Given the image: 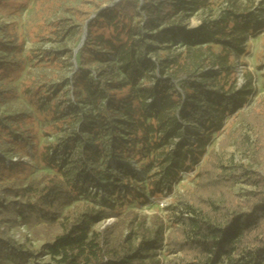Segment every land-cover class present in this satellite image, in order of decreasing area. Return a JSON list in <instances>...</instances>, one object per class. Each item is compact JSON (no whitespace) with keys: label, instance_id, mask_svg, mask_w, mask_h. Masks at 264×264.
Instances as JSON below:
<instances>
[{"label":"trees","instance_id":"trees-1","mask_svg":"<svg viewBox=\"0 0 264 264\" xmlns=\"http://www.w3.org/2000/svg\"><path fill=\"white\" fill-rule=\"evenodd\" d=\"M201 1L193 3L202 5ZM83 2L93 3L94 12L102 6L93 0ZM185 2L119 0L88 22V35L70 81L72 92L77 96L80 92L81 100L38 96L58 121L79 122L77 130L58 140L51 155L48 148L43 153L51 173L26 184L0 182V223H19L29 234L20 242L6 234L9 226L0 225V264H160L156 256L163 240L166 253L173 255L169 264H264V175L253 168L264 163V99L258 98L242 113V126L226 131L218 143L220 154L233 144L241 157L249 158L248 164L231 158L223 162L214 149L207 151L212 134L221 131L225 119L247 102L249 84L237 87L233 63L245 51L247 37L264 29V15L227 11L188 29L172 24ZM165 24L169 26L161 28V41L178 34L184 39V52L152 60L145 38L159 37L156 29ZM144 29L155 32L144 33ZM214 45L220 47L216 54ZM90 54L106 63L96 68V79L88 68ZM213 65L220 71L207 68ZM114 75H123L122 82L111 80ZM151 97L158 102L152 99L148 104L153 115L147 120L146 100ZM81 101L96 108V113L87 116L79 106ZM117 114L123 118H116ZM110 119L123 125L111 128L115 131L110 132L112 155L128 156L134 150L132 156H140L137 164L149 167L152 158L147 152L160 148L154 156L159 170L148 181L152 196L170 191L179 172L189 171L205 155L195 186L179 196L166 235L165 222L158 214L151 216L147 228L145 216L138 217L131 210L121 215L110 202L97 210L82 204L54 220L62 207L98 185L101 141L108 134ZM183 124L201 128L203 133L191 132ZM181 131L190 136L175 141ZM84 133L91 142L83 138ZM148 157L151 161L144 164ZM108 174L115 186L121 182L128 190L136 170L118 163ZM237 184L251 189L236 192ZM108 217H115L116 222L97 230L91 227L93 221ZM32 240L41 244L36 247Z\"/></svg>","mask_w":264,"mask_h":264},{"label":"rangeland","instance_id":"rangeland-1","mask_svg":"<svg viewBox=\"0 0 264 264\" xmlns=\"http://www.w3.org/2000/svg\"><path fill=\"white\" fill-rule=\"evenodd\" d=\"M114 1L93 0L95 3H102L101 8L96 12L93 11V3L85 4L83 0H5L0 3V182L26 184L29 179H38L42 173L52 172V169L44 162L43 153L49 149L51 150L49 155H51L52 146L58 140L68 135L72 136L79 122L73 121L67 125L58 121L40 104L38 96L46 94V96L51 95V97L70 99V101L74 98L81 100L79 97L81 93L79 92L78 96L73 93L70 82L72 74L78 67V51L87 37L83 40V36L88 35V22L94 19L104 6H110ZM185 1V7L177 13L172 24L182 25L188 29L216 19L227 11L251 10L260 16L264 15V0H202V5L194 4L193 0ZM86 16L88 18H85ZM167 26L169 24L161 25L156 29L159 32V37L156 39L145 38L146 44L151 47L147 56L152 60L184 52V39L178 34L161 41L160 30ZM154 32L155 30L144 29V33ZM244 50L242 54L235 57L233 68L237 74V87L249 84L247 102L238 112L225 119L221 131L212 134L207 151L214 149L218 155L222 156L223 162L231 158L236 163L248 164L249 158L241 157L233 144L227 146L222 154L218 152V143L226 131L242 126V113L248 112L258 98L264 99V29L247 37ZM212 51L216 54L220 51V47L214 45ZM105 55L110 61H116L114 56ZM90 57L88 67L90 76L96 79V68L103 67L106 63L94 60L92 54ZM207 68L220 71L218 65ZM155 75H159L158 72H155ZM111 78V80L122 82L123 75H114ZM152 99L158 102V99L154 97L146 100L147 120L153 115L148 105ZM79 106L87 116H93L96 110L84 104L83 101L79 103ZM116 118L123 117L117 114ZM109 123L108 134L101 141L104 151L97 166L99 174L95 176L98 185L89 187L70 205L62 207L59 215L54 216V220L60 219L69 210H75L82 204L97 210L106 202H110L121 215L131 210L138 217L145 216L147 228L151 225V216L158 214L165 222L166 235L173 222L179 196L195 186L196 172L203 164L205 155L189 171L179 172L170 191L162 190L160 196H152L149 193L148 184L152 174L159 170L154 156L157 157L160 148L147 152L148 155L151 154L152 161L148 157L143 159V163L148 164L151 161L149 167L137 164L140 156H132L134 150L128 156L112 155L109 140L110 132L114 134L115 131L111 128L115 126L121 129L123 125L111 119ZM183 127H188L194 133H203L201 128L193 125L183 124ZM242 131H246L244 127ZM181 132L182 135L175 137V141H186L190 136ZM120 134L124 138L127 137L126 133ZM249 135L252 138L250 132ZM82 136L91 142L88 133ZM118 163L136 170L132 187L128 190L121 182H116L115 186L108 174L110 169L116 167ZM88 165L91 166L90 163ZM253 168H258L264 175V163H256ZM234 189L236 192H244L251 188L237 184ZM114 222H116L115 217H108L93 221L91 227L97 230ZM3 224L9 226L6 234L20 242L25 235L29 236L26 227L19 223L11 224L8 221L0 223L1 226ZM30 242L36 247L41 244V241L37 240ZM164 242L165 240L156 258L160 259V264H169L173 255L166 253Z\"/></svg>","mask_w":264,"mask_h":264},{"label":"water","instance_id":"water-1","mask_svg":"<svg viewBox=\"0 0 264 264\" xmlns=\"http://www.w3.org/2000/svg\"><path fill=\"white\" fill-rule=\"evenodd\" d=\"M117 1H118V0H115L114 3L117 2ZM104 7H106V6H104ZM86 36H87V34H86L85 36H83V40H84V38H85Z\"/></svg>","mask_w":264,"mask_h":264}]
</instances>
